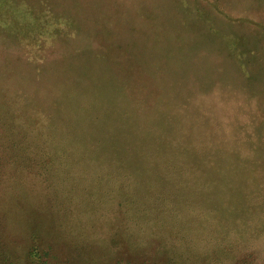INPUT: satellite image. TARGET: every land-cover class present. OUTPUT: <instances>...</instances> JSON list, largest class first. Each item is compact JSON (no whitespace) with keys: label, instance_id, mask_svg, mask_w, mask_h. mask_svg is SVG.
<instances>
[{"label":"trees","instance_id":"trees-1","mask_svg":"<svg viewBox=\"0 0 264 264\" xmlns=\"http://www.w3.org/2000/svg\"><path fill=\"white\" fill-rule=\"evenodd\" d=\"M60 1L0 0V181L1 173L11 166L19 181L26 173L38 175L41 180L43 177L53 185L54 171L58 167L65 169L73 157L80 156L81 161L88 159L85 163L91 166L108 169L112 175L121 174L115 183L127 186V191L115 195L122 197L119 202L127 208L134 199L149 197L148 202L152 204L161 197L155 194L153 198V185L145 187L140 178L132 177L137 173L156 175L163 168L166 173L178 172L183 176L194 169L206 177L202 185L209 187L219 182L214 177L216 171L221 173L218 153L223 152V142L234 135L228 134L227 129L213 133L220 127L215 123L219 117H214L210 128L207 127L213 129L211 132L202 129L200 113L206 111L189 114L181 106L184 99L171 100L169 88L181 84L178 79L174 82L167 73L172 63L169 55L178 50L176 59L182 60L194 46V42L185 46L182 53L183 47H179L177 39L180 42L185 37L200 36L205 47L210 49L214 42L209 40L208 34L215 32V26L204 24L206 28L191 31L179 27L175 32L165 27L166 35L162 38L167 41L163 45H156V39L151 37L156 31L154 27L141 28L142 33L129 26L125 27L128 37L123 42L111 41L107 32L109 24L124 26L120 23L122 12L111 11L117 0L109 1L111 4L107 2L106 8L95 7V11H91L92 4L84 0L81 3L84 21ZM220 6L225 8L222 13L225 20L233 26L235 23L238 34L221 44L218 40L221 34L216 30L215 53L211 49V55L218 63L229 61L227 68L232 71L233 84L238 82L247 89L256 84L258 90V80L264 75V0H249L244 8L256 16L246 19L255 27L242 23L240 15L230 23L227 4L220 3ZM199 10L201 8H196ZM183 11L190 12L187 8ZM184 12H177V18L185 20ZM210 17H215V22L222 21L218 10ZM92 37V44L77 45L78 39L84 41ZM160 50L163 58L157 57ZM84 53L87 59L81 56ZM234 63L237 65L232 67ZM211 74L212 71L207 76ZM198 78H192L193 85H200ZM257 101L264 107V96ZM188 116L194 121L190 122ZM58 158L61 161L56 164ZM209 175H213L212 180ZM179 183H183V179ZM135 187L140 188L142 196L134 194ZM143 209L147 210L144 206L139 211ZM143 215L148 217L149 212ZM157 217L156 214L148 221ZM176 232L179 251L184 252L187 245L181 239L184 237L182 229L174 226L173 233ZM37 235L35 230L28 233L29 244L19 261L10 256L8 242L0 230V264L78 263L74 254H62L52 242L37 241ZM175 240L170 244H176ZM165 244L159 246L152 261L145 257L133 259L118 255L111 258L114 264H186V258L179 259L181 252L178 255L167 253ZM123 248L118 240L112 243L114 251ZM62 256L63 261H60Z\"/></svg>","mask_w":264,"mask_h":264},{"label":"rangeland","instance_id":"rangeland-1","mask_svg":"<svg viewBox=\"0 0 264 264\" xmlns=\"http://www.w3.org/2000/svg\"><path fill=\"white\" fill-rule=\"evenodd\" d=\"M83 1L60 2L69 5L71 11L84 21ZM88 1L93 11L95 7L106 8L111 0ZM117 1L111 11L122 12L120 23L124 26L109 24L107 32L111 41L123 42L128 37L125 27L129 26L138 30L154 27L156 31L150 35L156 39V45L167 41V38H162L166 35L165 27L175 32L179 27L191 31L206 28L204 24L215 26V32L208 34L209 40L214 42L211 45L208 41L212 46L210 49L205 47L200 36H188L180 42L177 39L179 47H183L180 49L182 53L185 46L192 42L194 46L182 60L176 59L179 57L178 50L169 55L173 64L167 73L174 82L178 79L181 84L180 87L177 84L169 86L171 100L184 99L181 106L189 114L191 111L195 115L201 110L206 111L199 112L202 129L211 132L213 129L207 127L210 128L214 117H219L215 123L220 127H216L213 133L227 129L228 134L234 135L233 138L228 135L229 139L222 144L223 152L218 153L221 173L214 171V177L220 183L209 187L202 185L206 177L194 169L183 176L178 172L166 173L163 168L156 175L151 172L137 173L132 177L140 178L145 187L153 185V198L155 194L161 197L152 204L148 202L149 197L134 199V203L127 208L119 202L122 197L115 195L127 191V186L115 183L116 177L121 174L114 172L112 175L113 172L109 173L108 169L91 166L85 163L86 158L82 162L80 156L73 157L65 169L58 167L51 176L53 185L43 177L41 180L38 175L26 173L19 181L14 176L13 167L8 166L6 172L1 173L0 230L8 242L10 256L22 260L25 247L29 244L28 233L35 230L37 241L45 239L43 242H52L62 254H74L77 264H114L113 255L133 259L145 257L152 261L159 246L165 243H168L165 244L167 253L180 254L179 234L173 233L175 226L182 229L184 237L181 239L187 245V250L182 251L179 257L186 258V264H264V153H261L264 152V107L257 101L264 96V75L258 80V90L256 84L252 89L242 87L238 82L235 85L231 82L232 71L227 68L229 61L218 63L210 52L213 49L215 53L216 30L221 34L218 36L221 44L238 34L235 23L234 26L229 24L222 15L225 8H221L220 3L227 4L229 19L240 15L239 20L246 23V19L251 20L249 17L255 16L248 9L244 10L249 0ZM198 7L201 10L196 11ZM186 8L190 10L188 14L183 11ZM215 10L219 11L222 21L215 22V17H210ZM177 12H184L185 20L177 18ZM233 22L232 19L230 23ZM260 28L261 24L257 29ZM126 30L129 31L128 28ZM75 38H78L77 35ZM93 40L94 37L84 41L81 38L76 42L85 46L92 44ZM81 56L87 59L85 53ZM159 56L164 57L161 50L157 53ZM236 65L234 63L232 67ZM211 71L214 76H207ZM223 75L225 78L221 77ZM192 78H198L200 85H193ZM211 80L212 85L208 86ZM191 117L188 116V120L193 122ZM76 160H80L79 165ZM60 161L58 158L55 163ZM181 179L183 183H179ZM143 185L142 188L146 189ZM113 188L114 192L111 191ZM139 189H132L135 195L142 193ZM144 206L147 210L139 211ZM145 211L149 212L148 217L143 215ZM156 214V220L148 221ZM116 240L124 246L121 251L111 249ZM173 240L176 244L171 245ZM60 261H63V256Z\"/></svg>","mask_w":264,"mask_h":264}]
</instances>
